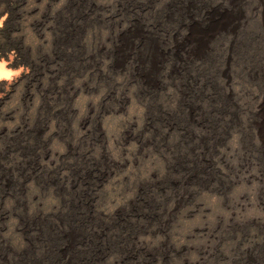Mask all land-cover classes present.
<instances>
[{"label": "rangeland", "instance_id": "rangeland-1", "mask_svg": "<svg viewBox=\"0 0 264 264\" xmlns=\"http://www.w3.org/2000/svg\"><path fill=\"white\" fill-rule=\"evenodd\" d=\"M0 61V264H264V0H0Z\"/></svg>", "mask_w": 264, "mask_h": 264}, {"label": "bare ground", "instance_id": "bare-ground-1", "mask_svg": "<svg viewBox=\"0 0 264 264\" xmlns=\"http://www.w3.org/2000/svg\"><path fill=\"white\" fill-rule=\"evenodd\" d=\"M209 31H210V28H206V27L205 28L200 27V28L194 29V31L193 30L191 31V34L189 37L193 43L192 47H194V49H198V48L200 49L202 47V45L204 44V40L208 36ZM149 51L150 50H148V53Z\"/></svg>", "mask_w": 264, "mask_h": 264}, {"label": "clouds", "instance_id": "clouds-1", "mask_svg": "<svg viewBox=\"0 0 264 264\" xmlns=\"http://www.w3.org/2000/svg\"><path fill=\"white\" fill-rule=\"evenodd\" d=\"M4 68V62L0 61V80L8 79L9 81L12 79V76L16 73L11 71H2Z\"/></svg>", "mask_w": 264, "mask_h": 264}]
</instances>
